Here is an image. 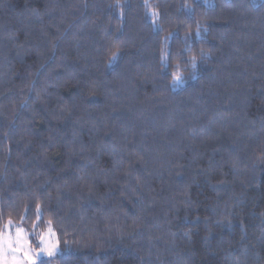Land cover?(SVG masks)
<instances>
[{
    "label": "trees",
    "instance_id": "1",
    "mask_svg": "<svg viewBox=\"0 0 264 264\" xmlns=\"http://www.w3.org/2000/svg\"><path fill=\"white\" fill-rule=\"evenodd\" d=\"M9 220L40 264H264V0H0Z\"/></svg>",
    "mask_w": 264,
    "mask_h": 264
},
{
    "label": "snow or ice",
    "instance_id": "2",
    "mask_svg": "<svg viewBox=\"0 0 264 264\" xmlns=\"http://www.w3.org/2000/svg\"><path fill=\"white\" fill-rule=\"evenodd\" d=\"M174 79L177 82L181 81L180 76H175ZM9 224L12 223L11 220L8 222ZM51 224V222H49ZM51 231V229H49ZM23 229H17V235L15 243L17 245L21 242V233ZM42 244L46 245L41 247L39 252L32 253L28 250H24L21 247H13V240L11 237H5L3 234H0V264H36V259L40 257L42 254H47L51 256L53 254L54 245H48L46 241H44L43 237L41 238ZM9 252L11 253H21L22 258H17V256L12 255L11 259L8 258Z\"/></svg>",
    "mask_w": 264,
    "mask_h": 264
},
{
    "label": "rangeland",
    "instance_id": "3",
    "mask_svg": "<svg viewBox=\"0 0 264 264\" xmlns=\"http://www.w3.org/2000/svg\"><path fill=\"white\" fill-rule=\"evenodd\" d=\"M17 229L18 227H16L13 223L8 224L6 227L5 232L3 233V235L5 237H11L13 240V247H21L24 250H28L32 253H36L39 252L41 247L46 246L44 244L41 243V247L38 249H35L32 245H31V241H30V237L26 234L25 230H23V232L21 233V242L19 245H17L15 243L16 240V235H17ZM22 229V228H20ZM51 231H47L45 234H43V239L44 241L47 242L48 245H54L55 247L53 248V254L51 256L47 255V254H42L40 257L35 258L36 259V264H40L41 261L45 260V259H50L53 258L55 256H58L60 254V250H59V245H58V240H57V236L54 232V230L52 228H50ZM15 255L17 256V258H22L21 257V253H11L9 252L8 254V258L11 259V256ZM27 264V262H26Z\"/></svg>",
    "mask_w": 264,
    "mask_h": 264
}]
</instances>
